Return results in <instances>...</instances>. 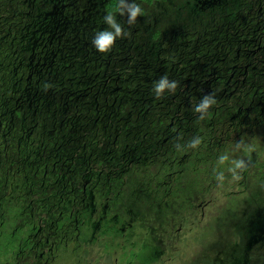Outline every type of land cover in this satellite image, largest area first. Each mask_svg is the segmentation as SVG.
<instances>
[{
    "label": "flooded vegetation",
    "instance_id": "obj_1",
    "mask_svg": "<svg viewBox=\"0 0 264 264\" xmlns=\"http://www.w3.org/2000/svg\"><path fill=\"white\" fill-rule=\"evenodd\" d=\"M9 1L16 11L6 10ZM135 2L143 15L129 26L116 13L118 0H0V187L29 209L17 217L14 261L9 245L0 250L3 264H52L54 224L68 204L80 233V214L101 177L113 178L111 190L126 187L116 178L163 158L183 131L187 137L182 110L194 106L200 87L227 94L222 110L239 122L249 117H240L243 105L264 97V0ZM109 11L131 36L102 54L91 41L107 28ZM165 74L180 86L156 100L153 83ZM36 203L40 215L31 213ZM74 233L62 239L77 240Z\"/></svg>",
    "mask_w": 264,
    "mask_h": 264
},
{
    "label": "rangeland",
    "instance_id": "obj_2",
    "mask_svg": "<svg viewBox=\"0 0 264 264\" xmlns=\"http://www.w3.org/2000/svg\"><path fill=\"white\" fill-rule=\"evenodd\" d=\"M7 6L8 12L16 11L14 2ZM253 127L243 135L236 130L214 158L188 160L189 171L182 175H165L167 165L166 171L160 168L167 162L161 157L152 163L142 160L116 178L115 183L125 181L126 187L111 190L113 178L101 177V186L89 196L91 205L80 214L79 223L85 222L82 232L74 230L78 224L70 203L64 218L56 220L54 227L60 233L52 264H264V124ZM241 139L254 146L252 153L232 152ZM226 151L247 159L249 167L240 181L229 178L217 187L213 168ZM39 204L31 213L40 215ZM65 218L70 219L66 224ZM17 223L9 215L6 232L0 233L7 242L2 246H10L6 251L11 262L21 237ZM34 227L30 222L21 229L29 233ZM61 230L75 232L77 240L62 239ZM4 260L0 255V264Z\"/></svg>",
    "mask_w": 264,
    "mask_h": 264
},
{
    "label": "trees",
    "instance_id": "obj_3",
    "mask_svg": "<svg viewBox=\"0 0 264 264\" xmlns=\"http://www.w3.org/2000/svg\"><path fill=\"white\" fill-rule=\"evenodd\" d=\"M7 19H11V18H7ZM8 21L9 20H7L6 24L8 23ZM5 33L6 36H4L2 39L3 42H5V44H2L3 47L5 46L7 47L8 46L7 44L10 42L11 34H8L7 30L2 34L4 35ZM208 93L215 94L217 104L214 105L209 110L210 115L204 121L197 122V114L195 113L189 116L190 110L193 111V107L192 108L189 107L190 105H187V107L182 110L183 111L181 114L182 118L180 120L182 129L188 130L187 137L183 138L180 141V143L183 144L194 136H200L202 138V144L198 149H186L183 152L177 151L173 145L172 147H169V149L167 150L165 149L166 151L163 153L164 154L163 160H165L167 163L165 162L166 164H164L162 168H160L161 171L168 168L171 169V170L167 169L168 173L181 171L179 172V174L182 175L181 173H183L184 171L186 170L189 171L188 166L186 168V164H185L188 160L190 161L193 157L196 156L198 157V160H202V161L208 160L210 158L211 159L214 158V156L218 155L217 149L227 144L226 143L227 140H229L231 137H233L236 134L235 132L236 130L239 131L240 135L241 134L243 135L244 133H248L252 131V128L253 129L255 128L253 127V125L258 126L264 124V97H260V98H257V96L252 97V99L254 98L253 103L246 102L243 105L245 109H243L244 111H242L240 117H242L246 113L249 114V117H247L245 121L239 122L240 120L239 118L231 120L230 119L231 115H229L228 113L222 110L227 106L228 95L226 94L225 96H221L222 94L219 95L220 92H218V90L216 89H213L211 92L205 93V88L203 89L202 87H200L197 90L196 103L199 102V99L203 95ZM184 101L185 102L183 103H187L188 98L185 97ZM190 103L191 102H189L188 104ZM184 106L185 104H183V107ZM247 108L249 110H247ZM250 118H252L254 122H250L251 121ZM184 133L185 132L183 131L182 135ZM250 157L251 160H253V156L250 155ZM173 162L175 163L177 162L176 167L172 166ZM165 166L166 168H164ZM8 183L9 182H7L6 184ZM3 190L4 189H2L1 186L0 187V233L6 232L5 229L6 223L4 224L3 222L4 218L9 217L10 215L12 216V218L18 219L17 217L21 216L20 213L26 214L29 210V209H24L25 207L23 206H22L23 208H19V205L17 203H14L16 196L13 198V195H16L15 192H11L8 196L7 192ZM9 200H11L10 201L11 203L9 202ZM3 241L4 240L0 237V250L2 248Z\"/></svg>",
    "mask_w": 264,
    "mask_h": 264
},
{
    "label": "clouds",
    "instance_id": "obj_4",
    "mask_svg": "<svg viewBox=\"0 0 264 264\" xmlns=\"http://www.w3.org/2000/svg\"><path fill=\"white\" fill-rule=\"evenodd\" d=\"M116 13L119 16L126 17L127 24L133 26L137 22V18L143 15V9L140 4L135 0H118L116 6ZM114 12H107L103 17L104 23L107 28L101 31H97L91 41L95 49L106 54L110 52L115 45L117 39H125L131 36L130 31H126L122 24L117 19V14ZM179 82L176 80H170L165 74L153 83L151 89L156 100L164 98L166 95H174L179 87ZM50 85L45 84L44 89L47 90ZM217 104L214 93H208L203 95L198 103L193 106V112L197 114V122L204 121L210 115V109ZM175 131V129H173ZM183 139L182 134L176 137V143L174 145L177 151L183 152L186 149H198L202 144V138L200 136H194L185 143H180ZM254 151V146L245 142L243 139L237 141L232 150L235 152H243L250 154ZM226 166V170H225ZM249 162L244 157L234 158L229 152H224L219 155L216 162V167L213 168V175L216 181L217 187H222L226 180L229 182H238L242 179L243 173L247 171Z\"/></svg>",
    "mask_w": 264,
    "mask_h": 264
}]
</instances>
